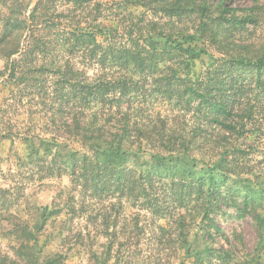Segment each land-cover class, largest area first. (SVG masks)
<instances>
[{"label":"trees","instance_id":"16d2710c","mask_svg":"<svg viewBox=\"0 0 264 264\" xmlns=\"http://www.w3.org/2000/svg\"><path fill=\"white\" fill-rule=\"evenodd\" d=\"M32 1L0 0V61H6L0 79L7 76L4 83L19 87L22 98L37 92L40 106L68 124L63 128L83 151L62 156L61 144L26 138L19 172L24 168L41 184L68 176L86 199L51 211L27 198L24 217L15 209L14 190L0 187V236L9 243L0 264H64L65 255L47 254L41 237L64 230L50 231L64 211L86 214L87 198L110 197L114 214L101 210L91 219L102 236L148 233L151 215L159 239L176 233L172 243L185 252L180 264L190 257L195 264H230L229 251L211 246L230 242L218 225L223 207L241 216L261 207V190L253 186L260 182L251 164L254 148L244 140L247 133L264 136V46L256 50L247 37L251 26L264 23V0L246 8L237 0H124L123 8L131 5L167 23L136 25L139 37L131 30L127 41H117V33L105 43L73 18L78 12L89 17L83 8L93 0H63L68 9L58 14L51 8L57 0H40L29 16ZM187 20L189 30L168 33ZM29 21L38 33L22 44ZM204 59L205 72L197 75L196 61ZM148 87L171 113L154 109ZM230 179L234 189L223 188ZM128 209L136 212L124 216ZM254 220L261 233L257 251L239 264H263L264 216L255 213ZM46 235L47 243L52 235Z\"/></svg>","mask_w":264,"mask_h":264},{"label":"rangeland","instance_id":"374dc122","mask_svg":"<svg viewBox=\"0 0 264 264\" xmlns=\"http://www.w3.org/2000/svg\"><path fill=\"white\" fill-rule=\"evenodd\" d=\"M123 1L93 0L90 8H86L87 5L83 8V12H88L89 17L86 18L78 12L73 15V18L75 22L81 21L84 27L86 25L87 30L96 33L99 43H105L106 39H110L112 34L116 35L117 33V41H127L130 31L137 30L136 25L150 27V24L156 23L160 27H164V24L167 23L165 18L160 19L162 16H154L150 12L146 14L144 10L136 9L131 5L123 8ZM237 2L242 8L254 5V0H237ZM97 3L102 5L98 8V11H92ZM51 8L58 14L67 11L68 6L63 0H57V3L53 1ZM27 12L29 14V8ZM143 13L145 14L143 15ZM41 18L37 21L39 24L44 21ZM39 27L41 29L43 26L39 25ZM169 27L171 30L168 33H174L177 30L187 31L192 27V22L187 20V24L177 23ZM35 30H37L35 26L31 25L29 31L25 32L22 44H25V39L29 41L31 37L35 36L34 33H38ZM164 32L167 33V30H164ZM143 33L147 34V32ZM133 36L139 37V33L134 32ZM247 37H252L251 41L254 43L256 50L264 46V23L258 26L257 29L251 26ZM16 58L18 56L14 59ZM5 62V60L0 61L1 71L5 70ZM206 63V59L196 61L194 71L197 75H203ZM6 78L7 76H3L0 79V187L14 190V194L19 197L15 209L23 211L24 217H28V209L22 202L27 198L37 206L46 207L51 211L65 208L68 201L76 200L78 203L81 200L84 201L86 199L85 194H80V188H75L68 176H64L62 179L45 181L44 184H41L43 181L39 180L37 176L34 178L36 181L32 182L31 176L24 168L22 172H19L21 160L28 155V146L24 140L26 138L32 137L59 143L62 146L60 149L62 156H65L72 149L76 151L83 150L80 143L74 139V136L63 128V125L68 124H65V121L58 116L51 117L53 111L50 107L42 108L40 106L43 101L37 92L32 96L27 92L26 94L29 96L22 98L21 89L13 84L4 83ZM52 82H56V80H51V84ZM147 100L153 104L154 109L164 111V115L171 113V107L166 102H160V98L151 88L147 93ZM53 110H55V107H53ZM258 115L263 114L260 112ZM66 119H69V117ZM260 133L258 131L261 139H258V134L247 133L244 142L247 148H250V146L254 148L251 164L260 173V182L252 181L253 186H257V189L261 190V207H252L243 216L234 209L223 207L224 213L219 215L218 225L230 239V242L227 244L222 240H218L215 244L214 242L211 243V246L215 249L224 248L225 251L232 254L230 264H239L246 257H252L256 253L261 239L259 227L254 220L255 213L264 216V136ZM146 156L148 157V155ZM142 161L143 157H141L140 162ZM226 185L229 186L228 189H234L235 187L232 179L228 180L223 188H226ZM68 196L70 199H67ZM87 199L89 201V212L86 214H67V211H64L56 219L58 223L55 225L56 228L54 226L50 231L55 230L54 232H58L62 228L64 230L60 233H44L41 237L42 241L40 243L47 244V254L60 253L65 255L66 262L64 264H180L182 262L181 256L185 252L177 249L176 245L172 243V239H176V233H167L163 239H159L161 233H157V226L153 225L154 219L151 215L147 217L150 219L147 224L148 233H121L115 231L111 234V237H109L110 233L102 236V233H99V223H93L91 219L98 217L101 210L106 211V215L114 214L115 210L112 209L114 200L112 197L107 201L98 198ZM135 212L134 209H128L127 211L124 210L123 214L124 216H130ZM162 224L165 226V221ZM100 230L102 231L103 227H100ZM110 231L114 232L112 229ZM0 234L2 235V233ZM46 234L52 235L47 243L45 242ZM137 235L140 237H137ZM262 240L264 243V237ZM8 245V241L0 236L1 253H7ZM110 246L112 247L109 248ZM193 248H197L195 243H193ZM176 251H180V254L177 255ZM261 255V262L264 264V247L261 250ZM158 258L161 261L157 260ZM184 263L195 264V259L193 257L186 258Z\"/></svg>","mask_w":264,"mask_h":264},{"label":"water","instance_id":"95a60500","mask_svg":"<svg viewBox=\"0 0 264 264\" xmlns=\"http://www.w3.org/2000/svg\"><path fill=\"white\" fill-rule=\"evenodd\" d=\"M39 1L40 0H34L33 3L30 5V7H29V14H28L29 16L31 15L32 11L37 6V4L39 3ZM30 26H31V21H29L28 31L30 29ZM22 51H23V46L21 47L20 52H22ZM16 56H18V55H16ZM16 56H13L11 60L13 61Z\"/></svg>","mask_w":264,"mask_h":264}]
</instances>
